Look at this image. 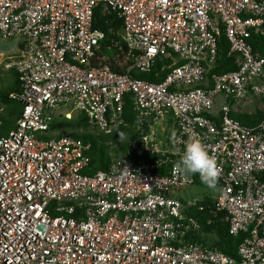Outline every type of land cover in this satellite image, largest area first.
I'll return each instance as SVG.
<instances>
[{
	"label": "built area",
	"instance_id": "obj_1",
	"mask_svg": "<svg viewBox=\"0 0 264 264\" xmlns=\"http://www.w3.org/2000/svg\"><path fill=\"white\" fill-rule=\"evenodd\" d=\"M98 9L123 19L126 51L102 53ZM222 35L237 69L212 74ZM253 36L264 37V0H0V40L21 42L5 64L18 74L21 92L9 97L21 113L0 137V264H264V117L254 126L237 117L264 113ZM167 59L162 82L132 77ZM126 94L153 120L134 158L89 175L90 143L46 138L69 110L110 134ZM193 137L221 168L215 205L243 236L237 257L186 239L198 226L185 215L193 203L172 193L194 185L176 168Z\"/></svg>",
	"mask_w": 264,
	"mask_h": 264
},
{
	"label": "trees",
	"instance_id": "obj_2",
	"mask_svg": "<svg viewBox=\"0 0 264 264\" xmlns=\"http://www.w3.org/2000/svg\"><path fill=\"white\" fill-rule=\"evenodd\" d=\"M94 28H98L105 33L103 40L102 53L108 55L113 53V56L126 51L127 47L121 37L123 29V19L115 12L103 13L101 9L95 12ZM255 51L264 54V37L253 36L250 39ZM219 57L216 67L211 71L212 74H221L237 69L234 58L228 56L229 44L224 35L220 40ZM172 61L164 60L158 61L149 73L133 72L132 77L142 80H147L154 83L162 82L169 70L162 71V67L170 64ZM109 64H113L110 60ZM11 77L7 80L8 86L4 84L0 87V104L5 105L6 110L3 116V122L0 127V137L7 135V133L14 127L17 117L21 113V104L18 100H13L9 96L11 93L21 92L20 81L15 70H9ZM4 83L3 80H1ZM124 123L115 128L110 134L100 133L93 130L87 116L84 113H79L76 117L63 118L62 115H56L55 120L51 126V133L47 139L53 137V132L58 131V137L64 135H71L81 138L85 143H90L92 146L90 153V167L86 171L87 174L93 175L98 171L107 170L110 164L115 159L134 158L132 147L137 145L138 141L148 135L153 125V120L142 118L135 109L133 97L131 94L124 96L123 108ZM242 122L252 121L247 123L248 126H254L264 117V113L258 112L254 117L244 115L237 116ZM74 129L75 131H71ZM194 178V185L204 188H209L204 184L199 174H188ZM221 182L218 181L214 190L220 188ZM183 203L185 200L181 199ZM185 215L187 220L194 219L198 226L192 228L193 231L186 234L188 241H198L204 239L205 242H212L214 249L220 250L223 253L237 257L238 247L243 241V236H232L229 233V223L227 221V213L218 211L215 205V200L205 198L202 201H197L189 207Z\"/></svg>",
	"mask_w": 264,
	"mask_h": 264
},
{
	"label": "rangeland",
	"instance_id": "obj_3",
	"mask_svg": "<svg viewBox=\"0 0 264 264\" xmlns=\"http://www.w3.org/2000/svg\"><path fill=\"white\" fill-rule=\"evenodd\" d=\"M21 49V42L19 40H7L3 41L0 40V87L4 84L5 86H8L9 82L7 80L11 77V72L5 68V64L10 62L11 59L15 58L19 54V50ZM109 56H113V53H109ZM1 80L4 81V83L1 82ZM10 80V79H9ZM257 110L256 106H251L248 111L254 112ZM68 114H71V117H76L78 115V112L69 110L67 111ZM169 119L167 118V121ZM244 125L247 123H253L252 121L242 122ZM156 129H159V126H156ZM71 131H75L72 129ZM163 136V134L161 135ZM166 138H163L161 140H165ZM171 165H168V169H170ZM172 196L178 198V199H183L185 201H191L193 205L197 201H202L205 198H211L212 200H216L218 197V191L214 189H204L200 188L196 185H193L187 189L178 191V192H173ZM198 243H201L205 245L207 248L214 249V245L212 242L208 241L205 242L204 239H199Z\"/></svg>",
	"mask_w": 264,
	"mask_h": 264
},
{
	"label": "clouds",
	"instance_id": "obj_4",
	"mask_svg": "<svg viewBox=\"0 0 264 264\" xmlns=\"http://www.w3.org/2000/svg\"><path fill=\"white\" fill-rule=\"evenodd\" d=\"M176 168L185 174L198 173L201 181L212 189L217 186L221 175L215 155H210L206 146L195 137L186 143Z\"/></svg>",
	"mask_w": 264,
	"mask_h": 264
},
{
	"label": "crops",
	"instance_id": "obj_5",
	"mask_svg": "<svg viewBox=\"0 0 264 264\" xmlns=\"http://www.w3.org/2000/svg\"><path fill=\"white\" fill-rule=\"evenodd\" d=\"M169 120L168 121H165L164 122V125L162 127H164V129L166 130L164 133H163V136L162 138H166L167 135L170 134V129L172 128V124H173V119L170 117L168 118ZM160 133V132H159ZM166 134V135H165ZM160 135H162V133H160Z\"/></svg>",
	"mask_w": 264,
	"mask_h": 264
}]
</instances>
